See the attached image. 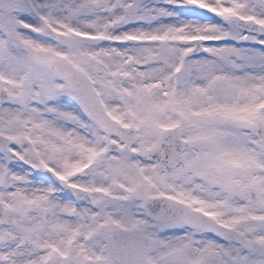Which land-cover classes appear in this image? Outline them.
<instances>
[{"label":"snow or ice","instance_id":"1","mask_svg":"<svg viewBox=\"0 0 264 264\" xmlns=\"http://www.w3.org/2000/svg\"><path fill=\"white\" fill-rule=\"evenodd\" d=\"M0 264H264V0H0Z\"/></svg>","mask_w":264,"mask_h":264}]
</instances>
